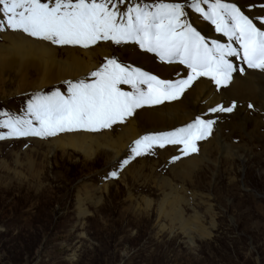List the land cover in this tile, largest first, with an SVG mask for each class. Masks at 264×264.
I'll use <instances>...</instances> for the list:
<instances>
[{
	"label": "rangeland",
	"instance_id": "rangeland-1",
	"mask_svg": "<svg viewBox=\"0 0 264 264\" xmlns=\"http://www.w3.org/2000/svg\"><path fill=\"white\" fill-rule=\"evenodd\" d=\"M186 11L194 26L203 28L194 12ZM207 22L214 39L227 43ZM3 32L21 31L0 32V44L8 45ZM45 43L55 48L58 59H65L68 50L95 47ZM110 44L107 57L91 55L96 66L85 75L54 83L39 85L41 72L21 74V67H1L0 111L23 115L36 94L66 92L67 81H90V74L109 58L147 71L120 56V45ZM245 106L240 114L212 113L210 106L184 123L141 131L114 159L103 155L111 151L108 146L86 154L55 146V140L66 141L74 133H111L113 127L0 140V264H264V110L255 103ZM243 115L250 119L243 121ZM197 117L215 120L212 133L220 131L223 141L234 144L230 147H243L241 158L232 157L229 149L231 156L224 159L223 150L214 148L206 161L198 150L195 162L186 167L173 159L183 146L166 145L122 165L136 139L173 131Z\"/></svg>",
	"mask_w": 264,
	"mask_h": 264
},
{
	"label": "snow or ice",
	"instance_id": "snow-or-ice-1",
	"mask_svg": "<svg viewBox=\"0 0 264 264\" xmlns=\"http://www.w3.org/2000/svg\"><path fill=\"white\" fill-rule=\"evenodd\" d=\"M122 5L126 6L122 9ZM186 9L214 25L227 43L208 40ZM260 22L264 24V19ZM6 30L21 31L59 46L133 43L164 63L184 65L189 72L186 79H160L109 58L90 74V81H67L66 92L36 94L23 115L0 111V140L110 129L145 105L180 99L199 77H210L217 87L226 86L237 71L229 57H241L248 68L264 71V29L226 0H0V32ZM235 107L217 105L210 112L231 113ZM215 123L197 117L173 131L144 135L134 141L132 155L122 165L166 145H182L184 155L197 152V142L211 135Z\"/></svg>",
	"mask_w": 264,
	"mask_h": 264
},
{
	"label": "bare ground",
	"instance_id": "bare-ground-1",
	"mask_svg": "<svg viewBox=\"0 0 264 264\" xmlns=\"http://www.w3.org/2000/svg\"><path fill=\"white\" fill-rule=\"evenodd\" d=\"M180 1L183 2V0ZM227 1L237 3L238 7L245 15L253 19L258 27L264 29V24L260 22L261 19H264V0ZM194 19L198 24L203 26L204 29H198L202 35L208 40H213L214 37L212 35L213 31L211 25L195 12ZM1 34L9 43L8 45L0 44V68L13 65V67H21V74H27L32 71L34 73L41 72L42 77L40 76L39 85L85 75L91 68L96 66V62L91 61V55L99 53V55L101 54L103 57H107L110 53V47H112L110 42H108L107 45L97 43L92 50H83L81 48H76L75 52L73 50H68L65 59H58L56 57L55 48L45 43L46 41L43 42L28 38L21 32H3ZM215 35L217 36L218 34L214 33V36ZM226 39H224V42H227ZM233 46L239 47L236 44ZM119 51L120 53L118 52V54L120 56L124 54L127 60L142 65L148 72L157 75L160 79L175 81L177 79L187 78L189 70L183 65L178 63L168 64L159 61L158 57L155 58L148 52L139 51V49H136L132 44H121ZM83 54L85 58L80 56ZM229 59L237 68V71L232 73V78L226 86L222 85L217 87L210 77H199L192 82L191 87L186 89L180 99L165 101L162 104L145 105L137 109L134 115L128 118L124 123H118L113 126V131L111 133H74L68 135L66 141L60 139L55 140V146L57 148H63L65 146L72 147L85 154L88 153L91 148L93 150L91 149L92 151H90V153L101 146H108L111 151H103V155H107L108 158L112 157V159H114L119 155L122 147L139 133H142L141 131L148 129L162 130L184 123L191 119L195 113L197 114L204 111L210 106L216 107L217 105L226 104L230 106L235 104L236 107L234 110L236 113L240 114L241 110L246 112V104L255 103L264 110V71L248 68L242 58H240V62L237 61V57H229ZM241 67L245 69L244 72L239 71ZM228 98H235L236 101H231ZM226 100L227 103L225 104L224 102ZM249 119L250 118L246 115L242 116L243 121ZM253 123L255 124V121H253ZM235 124L237 123L235 122ZM237 126L239 125L237 124ZM221 138L220 131L211 133L210 136L200 143V148L198 149L201 151L200 156L205 157L206 161H209V152L211 149L215 148L218 151L223 150L224 159H227L228 155H230L229 149H232V157H236L237 159L241 158L240 156L244 148L237 145L230 147L234 144L223 141ZM195 153L196 152L184 155L182 152L178 155V157H180L178 163L186 167L192 165L196 160V156H198ZM171 208L176 212L175 206H171ZM176 214L178 215V212Z\"/></svg>",
	"mask_w": 264,
	"mask_h": 264
}]
</instances>
